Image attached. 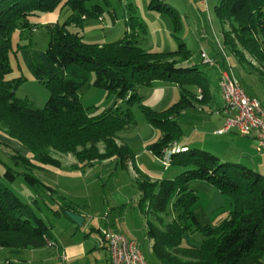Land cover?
Instances as JSON below:
<instances>
[{
  "label": "trees",
  "instance_id": "trees-1",
  "mask_svg": "<svg viewBox=\"0 0 264 264\" xmlns=\"http://www.w3.org/2000/svg\"><path fill=\"white\" fill-rule=\"evenodd\" d=\"M91 1L99 3L89 10L87 4ZM102 1L0 0V133L19 140L29 151L32 159L27 157L23 162L59 166V161L50 155L53 149L73 155L80 165L74 167L77 170L111 160L127 168L129 150L120 144L119 134L135 121L132 108L139 105L148 123L162 132L157 142L149 144V152L162 162L169 159V168L177 166L180 170L173 179L138 181L143 214H169L168 209L178 213L175 222L164 229L155 227L148 220V236L154 242L152 250L160 264H186L172 257L169 249L175 250L180 257L196 261L190 264H262L263 174L249 165L224 161L215 153L196 146L174 149L184 135L179 120L195 110L196 103L211 100L208 73L198 65L186 66L191 60V52L184 42H179L178 49L169 53L144 50L140 39H144L147 25L134 14L127 20L128 30L122 40L105 45L85 43L84 24L102 14ZM225 1V17L233 29L230 31L254 55L256 49L264 54V0ZM64 2L72 11L70 20L63 25L48 27L51 35L47 50L51 66L49 77L36 67L41 82L50 91L45 108L37 109L28 99L16 96L26 78H10L13 73L11 56L22 48L15 46L13 39L18 32L23 35L25 31L35 30L30 24L33 17L54 12ZM151 7L177 17L165 4L152 3ZM129 8L135 12L132 4ZM240 21L246 22L245 26L240 28ZM243 29L256 31L262 48L251 46L250 39L242 33ZM228 33L224 32L225 40ZM258 57L260 62L264 61V55L258 53ZM90 72L95 73V87L118 97L114 109L98 116L89 115L79 94ZM158 82L175 84L180 90L179 101L159 110L143 104L139 87H152ZM23 162L14 160V164ZM27 169L33 171V167ZM19 175L8 167L4 178L13 182ZM24 178L33 186H44L29 173ZM194 182L207 183L230 200L232 210L225 218L207 225L198 220L196 213L200 197L192 188ZM68 213L79 214L68 204L54 211L57 216L65 215L71 219ZM222 213L220 211L218 216ZM185 233L199 234L202 237L200 246H184ZM50 234L48 224L0 176V249H43L48 246Z\"/></svg>",
  "mask_w": 264,
  "mask_h": 264
},
{
  "label": "rangeland",
  "instance_id": "rangeland-1",
  "mask_svg": "<svg viewBox=\"0 0 264 264\" xmlns=\"http://www.w3.org/2000/svg\"><path fill=\"white\" fill-rule=\"evenodd\" d=\"M98 3L91 1L87 4V8L91 10ZM152 3L167 5L177 17L174 14L153 10ZM129 4L134 7V13L130 10ZM225 5V0H104L100 3L103 9L102 14L98 17H92L84 24L83 40L88 44L100 45L122 40L128 30L126 19H130L131 14H134L147 25V33L144 39H140L141 47L144 50L169 53L178 49L179 42H184L191 52V60L186 66L198 65L202 71L207 72L212 89L217 91L221 71L229 68L228 70L240 84H243L250 97L264 106V61L258 60V58L261 59L258 57V53L262 57L264 54L260 49H256L258 50L257 56L254 55L238 39L239 37L230 31L232 27L225 17ZM71 16L72 11L64 2L54 12L33 17L30 24L35 30L25 31L22 35L23 42L21 45L27 44L25 49L34 55L38 66L48 77L50 75V62L47 57V50L51 41L48 27L56 24L63 25L70 20ZM231 21L234 23L233 20ZM245 24L244 21L238 22L240 28ZM71 29L74 31L73 27ZM228 31L230 33L225 40L224 32ZM242 33L244 37L247 36L250 39L251 46L262 48L261 38L256 31L251 32L250 29H243ZM14 39H18L17 33ZM225 41L228 43L227 45H225ZM228 45L232 47V50L229 49ZM202 53L206 54L211 64L205 63ZM217 57L221 58L220 61ZM94 81L95 73L90 72L86 83L79 91L82 104L90 116L109 112L115 108L118 102L116 95L95 87ZM155 88L139 87L138 91L143 96V104L151 105L154 100L158 99L159 95L157 91L155 92ZM198 92L201 93V91ZM216 95L220 103V95ZM16 96L20 99H28L34 108L44 109L50 98V91L41 81L26 79L17 89ZM179 99L180 90L176 87V95L171 102L175 103ZM206 100L208 102L204 104L196 103V109L188 112L179 120L184 133L179 144L187 140L193 147L196 146L203 151L213 152L215 150L220 154L229 152L238 157L246 153L247 157L255 160L258 167L255 170L264 176V151L261 154V150L255 141L241 135H232L234 140H232L233 146L230 147L231 140L228 141L224 136L219 135V132L225 127L223 118L213 114L210 109L196 111L203 109L211 101ZM223 109L224 107L220 113H223ZM132 111L135 121L119 134L120 144L129 150L127 168L118 164L117 161L111 160L77 170L74 167L78 166L79 168L80 165L73 155L62 154L53 149L50 150V155L59 161V166L38 163L37 165L36 162L31 161L23 162L24 158L31 157L32 159L29 151L19 140L8 135L5 137L4 134L0 133V176L5 184L24 203L31 205L37 215L48 224L51 239L54 242L53 246L38 250L17 251L1 248L0 264H68L74 256L71 255L73 251L86 256L91 255L89 252L92 251L98 264H107L106 247L101 241V235L105 230L122 234L129 240L136 241L140 245L148 264H160L152 250L154 242L148 236V220L155 227L164 229L175 222L174 219L177 218L178 213L168 209L169 214H143L140 207L141 192L138 181L173 179L180 170L177 166H171L169 170H166L164 163L149 152V144L157 142L162 132L159 129H154L148 123L139 105L132 108ZM176 146L175 144V150ZM235 159L234 162L238 161L237 157ZM14 160L24 164H14ZM240 160L243 161L242 164L253 167L249 160L243 158ZM8 167L21 174L13 182H7L4 178ZM31 167H33V171L27 169ZM27 173L43 182L44 186L29 184L24 178ZM198 193L200 200L197 213L202 218L205 217L203 214L210 217L209 212L218 203L220 204L217 208H222L221 212L224 213L221 216H216L213 220L214 223H216L215 220L225 218L228 212L232 210L231 202L226 197H224L225 202L222 200L218 202L201 190ZM65 204L73 206L78 211V215L85 219L82 226L65 215L57 216L54 214L55 210ZM223 205L225 206L222 207ZM210 223L212 224L211 221ZM201 241L202 237L199 234L185 233L183 245L199 247ZM78 244L80 246H77ZM71 245L77 246L75 247L77 249L71 250L69 247ZM95 246L97 249L92 250ZM60 247L63 249L62 255L59 252ZM169 252L172 257L180 262H186V264L196 262L180 257L175 250L169 249Z\"/></svg>",
  "mask_w": 264,
  "mask_h": 264
},
{
  "label": "built area",
  "instance_id": "built-area-1",
  "mask_svg": "<svg viewBox=\"0 0 264 264\" xmlns=\"http://www.w3.org/2000/svg\"><path fill=\"white\" fill-rule=\"evenodd\" d=\"M202 57L205 63L211 64L205 53H202ZM219 87L225 103L223 114L227 118L225 127L219 134L235 130L244 137L255 139L259 149L264 151V107L262 104L246 93L228 69L221 71ZM163 163L168 170L169 159ZM101 239L110 255L111 264H148L136 241L108 230L103 231Z\"/></svg>",
  "mask_w": 264,
  "mask_h": 264
},
{
  "label": "crops",
  "instance_id": "crops-1",
  "mask_svg": "<svg viewBox=\"0 0 264 264\" xmlns=\"http://www.w3.org/2000/svg\"><path fill=\"white\" fill-rule=\"evenodd\" d=\"M127 19H126V22H127ZM17 37H18L17 40L14 39V45L15 46H18V47L20 46L22 48H21L20 51H18L17 54L11 56V64H12V68H13V73L11 74L10 78L24 77L27 80L30 79V80H33V81H41L40 77L36 73V67H39V66H38V63H37L34 55H32L30 53V51H28V50L25 49V48H27L26 47L27 46L26 43H24L26 45H21L22 42H23L21 33L18 32L17 33ZM217 58H218V60L221 59L220 57H217ZM235 58L238 60V58L236 56H235ZM14 62H15V64H14ZM227 69H229V68H227ZM15 70H16V73H15ZM50 70H51V66H50ZM50 70H49V72H50ZM241 85L243 86V84H241ZM152 87H156L155 88V92L157 91V93H158L159 96H158V99L156 101L154 100L153 104H151V105H146L145 104L146 106H148L150 108H153L155 110H159V109H162L164 107H167V106L173 104L171 101L174 100V96L176 95V87L177 86L175 84L168 83V82H158V83L154 84V86H152ZM243 88L245 89L244 86H243ZM245 91H246V89H245ZM211 92H212V94H211L212 95V98H211V101L208 103V105L206 107H204L203 109L196 110V111H202V110H205V109H210V111H212L213 114H216L219 117L223 118V121H224V124H225L226 123L225 122V119L226 118L223 115V113H220V111L224 107V101L222 99L221 91L219 89V86L217 87V91H215L214 89H212ZM246 93H247V91H246ZM216 94H219L220 95V98H221V102L220 103L217 100V95ZM262 106H263V104H262ZM219 135L220 136H224L228 141L231 140V143H232V140H234V138L232 137V135H238V134H237V132L235 130H231L230 132L223 133V134H219ZM247 138L252 139L257 144V141L255 139L250 138V137H247ZM233 142H235V141H233ZM190 145H191L190 141H187L186 140L183 143L177 144L176 148H185L186 146H190ZM232 146H233V143L230 144V147H232ZM210 150H214V149H210ZM213 152L216 155L220 156L222 158V160H224V159L228 160L229 159V161L234 162V160H236L235 158L237 157L238 158V161H235V162H241V163H243V161L240 160L241 158H243L244 160H249L251 162V164L253 165L252 168H254L256 170L258 168L255 160L252 159L251 157H247L246 156V153H244L243 155H241L240 157H238L237 155H234V154L229 153V152H226L224 154H220V153H218L215 150ZM261 154H263L262 151H261ZM226 160H224V161H226ZM192 188L194 190H197V191L201 190V191L205 192L210 197L214 198L215 200H218V202H219V200H222V201L225 202L224 196L217 189L213 188L212 186L208 185L207 183H204V182H194L192 184ZM219 204L220 203H218L217 206H219ZM217 206H215L209 212L210 213V217L207 216V215H205V214H203L205 217L202 218L200 216V214L196 213V216H197L198 220L203 225L211 224L210 221L212 222V224H214V222H213L214 218H216V216H218L219 212L222 210V208H219V207L217 208ZM224 206L225 205H223L222 207H224ZM215 222H216V220H215ZM49 239H50V241H49L48 246L46 248H48L49 246H53V244H54V242H52V239H51V234H50ZM55 244L59 247V245L57 243H55ZM77 246H80V244H78ZM77 246H75V247H77ZM69 247L71 248V250L72 249L73 250L74 249H77V248H75L72 245L69 246ZM96 249H97V246H95V248L92 249V250H96ZM104 249H105V247H104ZM62 250L63 249L61 248L60 251H59L60 254H61ZM105 250L107 252V264H111L110 259H109L108 251H107V249H105ZM89 253H91V255H87L86 256L85 254L84 255H81L80 253H77V252H74L73 251V253H71V255H74V256H73V258H71V260H70V262L68 264H98V262H96L97 260L94 259V257L96 258V256L92 253V251L89 252ZM66 259H67V254H66Z\"/></svg>",
  "mask_w": 264,
  "mask_h": 264
},
{
  "label": "water",
  "instance_id": "water-1",
  "mask_svg": "<svg viewBox=\"0 0 264 264\" xmlns=\"http://www.w3.org/2000/svg\"><path fill=\"white\" fill-rule=\"evenodd\" d=\"M68 216L79 226L84 224L85 219L82 216L75 213H68Z\"/></svg>",
  "mask_w": 264,
  "mask_h": 264
}]
</instances>
